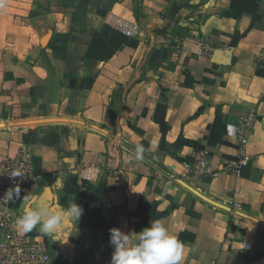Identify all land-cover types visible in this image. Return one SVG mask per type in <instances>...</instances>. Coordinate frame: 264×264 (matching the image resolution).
Wrapping results in <instances>:
<instances>
[{"label": "crops", "instance_id": "crops-1", "mask_svg": "<svg viewBox=\"0 0 264 264\" xmlns=\"http://www.w3.org/2000/svg\"><path fill=\"white\" fill-rule=\"evenodd\" d=\"M258 55L264 0H0V172L25 147L32 196L83 209L66 243L27 234L49 257L37 264H110V229L134 239L155 220L185 245L181 264H264ZM138 143L144 159L130 160ZM200 150L214 175H193ZM109 156L122 175L99 167Z\"/></svg>", "mask_w": 264, "mask_h": 264}, {"label": "built area", "instance_id": "built-area-1", "mask_svg": "<svg viewBox=\"0 0 264 264\" xmlns=\"http://www.w3.org/2000/svg\"><path fill=\"white\" fill-rule=\"evenodd\" d=\"M123 23L121 22L120 25ZM211 52L210 47L202 44L201 55L208 56ZM255 63L260 66L264 65V55L256 56ZM255 120L254 111H250L238 120L236 138L239 144V155L235 162L228 163L226 166V171L236 177L241 175L243 167L248 163L249 158L244 151V147L249 141ZM207 154V151L200 150L193 156L191 171L194 176L207 177L214 175L206 164ZM99 167L114 175H122L126 171L125 166L120 165L116 159L110 156L101 162ZM15 188L22 189L21 204L27 202L37 190V180L32 170L31 155L25 147H21L16 157L9 160L0 172V264L45 263L49 257L41 250L39 244L27 234H18L13 227L18 215L14 213V209L10 205V199L5 194L9 190L13 192ZM230 205L239 208L236 203L231 202Z\"/></svg>", "mask_w": 264, "mask_h": 264}, {"label": "clouds", "instance_id": "clouds-1", "mask_svg": "<svg viewBox=\"0 0 264 264\" xmlns=\"http://www.w3.org/2000/svg\"><path fill=\"white\" fill-rule=\"evenodd\" d=\"M152 147H155L153 142ZM146 148L136 144L129 159L142 161ZM18 176V175H17ZM15 177V176H14ZM20 189L15 193L10 190L5 194L8 199L19 197ZM32 201L38 203L33 204ZM39 195L32 196L31 201L22 206V215L13 224L18 234L26 235L38 229L42 237L53 238V241L67 242V238L75 233L83 209L76 202L67 207L39 202ZM69 226L67 237H61L65 226ZM109 244L113 248L110 264H181L185 245L176 235L170 234L159 220L151 221L150 226L130 237L117 228L109 230Z\"/></svg>", "mask_w": 264, "mask_h": 264}, {"label": "trees", "instance_id": "trees-1", "mask_svg": "<svg viewBox=\"0 0 264 264\" xmlns=\"http://www.w3.org/2000/svg\"><path fill=\"white\" fill-rule=\"evenodd\" d=\"M17 189H18V188H15V189L13 190V193H15V192L17 191ZM19 189H20V188H19ZM21 194H22V189H20L19 197H21ZM16 199H17L16 201L13 200V199L10 200V205H11L12 208L17 207V205H18V203H19V201H20V198H19V199L16 198ZM14 202H15V203H14Z\"/></svg>", "mask_w": 264, "mask_h": 264}]
</instances>
